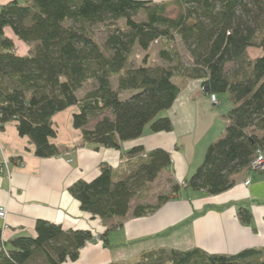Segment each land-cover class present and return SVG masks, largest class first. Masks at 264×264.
Segmentation results:
<instances>
[{
  "label": "trees",
  "instance_id": "1",
  "mask_svg": "<svg viewBox=\"0 0 264 264\" xmlns=\"http://www.w3.org/2000/svg\"><path fill=\"white\" fill-rule=\"evenodd\" d=\"M171 6L179 8L175 17L167 15ZM98 25L111 31L103 44L95 38ZM6 28L32 46L29 54L17 53ZM178 38L190 59L187 66L173 44ZM155 42L161 45L162 63L149 65ZM136 47L146 54L134 66L130 58ZM249 47L264 50V0H11L0 5V130L14 121L19 134L34 144L36 156H57L61 149L51 141L57 136L53 117L77 105L73 125L82 129L84 142L119 149L122 142L141 137L147 125L153 132L172 130L171 119L160 113L180 93L175 82L180 72L185 79H200L209 97L229 94L228 123L190 178L159 195L157 204H138L134 214L155 213L183 190L217 195L234 186L236 174L250 171L258 148L264 151V53L250 59ZM89 80L94 87L79 99L77 91ZM143 152L140 146L127 154ZM170 165L171 154L157 148L140 155L133 177L115 181L114 169L102 164L94 180H78L68 190L82 210L107 223L126 216L142 184ZM238 218L250 224L253 215L241 206ZM35 230L34 236L0 241V264L76 261L95 238L91 230H65L46 220H38ZM108 231L101 235L106 245ZM107 264H264V247L234 254L157 248Z\"/></svg>",
  "mask_w": 264,
  "mask_h": 264
},
{
  "label": "crops",
  "instance_id": "2",
  "mask_svg": "<svg viewBox=\"0 0 264 264\" xmlns=\"http://www.w3.org/2000/svg\"><path fill=\"white\" fill-rule=\"evenodd\" d=\"M9 1L0 0V5ZM5 32L15 42L18 54H29L31 45L19 40L11 28ZM263 53L259 47L247 49L250 59ZM175 82L181 87L180 93L173 105L160 113L171 119L172 130L153 132L147 125L141 137L122 142L119 149L84 142L82 129L73 125L77 105L53 117L57 136L51 141L61 149V154L53 157L36 156L29 137L19 134L14 121L7 122L0 130V164L8 163L0 172V206L7 209V227L1 230L3 242L16 236H34L37 221L46 220L65 230L88 229L95 235L76 261L63 264L125 262L157 248L184 251L198 247L210 253L234 254L264 247V173H252L249 185L245 180L250 171L236 174L234 186L217 195L183 190L155 213L134 214L138 204H157L159 195L169 194L173 185L183 184L194 174L208 147L223 135L228 123L226 114L233 107L228 93L224 94V105L219 95L214 104L202 91L200 79H185L177 74ZM81 89L77 91L79 99ZM140 146L144 148L142 154H127ZM157 148L171 154V165L154 181L142 184L126 216L106 223L82 210L80 201L70 194L71 184L94 180L102 164L114 169L115 181L133 177L140 169V155ZM241 206L251 210L250 224L240 222ZM107 230L106 245L101 235Z\"/></svg>",
  "mask_w": 264,
  "mask_h": 264
},
{
  "label": "rangeland",
  "instance_id": "3",
  "mask_svg": "<svg viewBox=\"0 0 264 264\" xmlns=\"http://www.w3.org/2000/svg\"><path fill=\"white\" fill-rule=\"evenodd\" d=\"M178 12H179L178 7L171 6L168 10L167 15L170 17H175ZM141 18H142V16L140 15V16L136 17V20H140ZM117 23H118V25L123 26L124 21L120 20ZM70 24H71L70 22H66V25H70ZM93 30H94L95 38L97 39V41L99 43H102V44L107 40V38L109 37V35L111 33V31H109V29L107 28V25L94 26ZM173 44L182 52L183 63H184V65L187 66L190 63V59L188 58L187 53L185 52V49L183 48L179 38L177 40H175V42H173ZM160 48H161V45L159 42H155L152 44L150 51H149V53H150L149 58H148V60H149L148 64L149 65H151V64L154 65L155 63H157L158 60H160L159 59V53H158ZM251 53H252V51H251ZM145 54L146 53L144 51H142L136 47L133 55L130 58L131 64L134 66L141 64ZM178 74H180V72H178ZM114 83H115V81H114ZM94 85H95L94 80L87 81L84 84V86L82 87V89L79 91V96L81 98L84 97V95L87 93V91L91 90L94 87ZM225 94H227V93H225ZM219 96H220V98L223 99V105H224L227 101L226 95L220 94ZM156 190L157 189H155V191ZM162 192H165V191H162Z\"/></svg>",
  "mask_w": 264,
  "mask_h": 264
},
{
  "label": "built area",
  "instance_id": "4",
  "mask_svg": "<svg viewBox=\"0 0 264 264\" xmlns=\"http://www.w3.org/2000/svg\"><path fill=\"white\" fill-rule=\"evenodd\" d=\"M211 101L214 104L218 103V99L216 95L210 96ZM8 167V163L5 161L0 164V172H4V169ZM252 173H264V151L261 148H258L256 153L254 154L251 164H250V176L245 180V184L249 185L252 181ZM7 217V209L4 206H0V241L1 239V230L6 228L7 225L5 223Z\"/></svg>",
  "mask_w": 264,
  "mask_h": 264
}]
</instances>
